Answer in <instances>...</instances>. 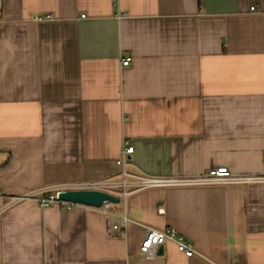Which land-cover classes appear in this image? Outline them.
<instances>
[{
	"label": "crops",
	"instance_id": "1",
	"mask_svg": "<svg viewBox=\"0 0 264 264\" xmlns=\"http://www.w3.org/2000/svg\"><path fill=\"white\" fill-rule=\"evenodd\" d=\"M124 139L130 173L264 174V0H0V189L117 177ZM118 203L119 235L101 206L7 207L0 264H264V182ZM147 226L195 253L144 257Z\"/></svg>",
	"mask_w": 264,
	"mask_h": 264
},
{
	"label": "built area",
	"instance_id": "2",
	"mask_svg": "<svg viewBox=\"0 0 264 264\" xmlns=\"http://www.w3.org/2000/svg\"><path fill=\"white\" fill-rule=\"evenodd\" d=\"M252 9L254 8L251 7ZM46 18H52L51 15L37 16L38 21H43ZM132 61L131 57L122 59L123 65H128ZM123 152L120 162L123 170L117 174V177H109L107 179H92V180H77L67 181L63 183H55L34 187L21 191L16 194L4 193L0 189V212L4 211L7 207L13 206L23 200H36L41 207H49L55 204L61 207L71 209L77 204L61 200L59 194L64 190H78V189H97L105 192L113 193L114 195L122 198L137 190L148 189L151 187H165V186H189V185H209V184H238V183H253L264 182V174L252 175H234L226 166L209 168L204 174L192 177H156L147 176L143 174H134L127 171L129 156L134 152V146L128 139L123 141ZM117 179V180H116ZM101 207L103 211L109 216L111 220L110 233L119 235L126 228L130 219H128L126 211L121 210L118 204L106 200L102 202ZM144 237L140 244V253L146 258H153L159 255L160 246H163L167 241H174L179 250L188 256L195 253L194 246L187 241L183 234H179L173 227H166L164 229H157L147 226L144 231Z\"/></svg>",
	"mask_w": 264,
	"mask_h": 264
},
{
	"label": "water",
	"instance_id": "3",
	"mask_svg": "<svg viewBox=\"0 0 264 264\" xmlns=\"http://www.w3.org/2000/svg\"><path fill=\"white\" fill-rule=\"evenodd\" d=\"M61 200L70 201L73 203H81L90 206H101L102 202L111 200L115 203L120 202V198L110 192L97 189H78V190H64L59 194ZM163 247L160 246L159 254L162 253Z\"/></svg>",
	"mask_w": 264,
	"mask_h": 264
},
{
	"label": "rangeland",
	"instance_id": "4",
	"mask_svg": "<svg viewBox=\"0 0 264 264\" xmlns=\"http://www.w3.org/2000/svg\"><path fill=\"white\" fill-rule=\"evenodd\" d=\"M111 194H113V193H111ZM114 195V194H113ZM118 204H120V203H118Z\"/></svg>",
	"mask_w": 264,
	"mask_h": 264
}]
</instances>
